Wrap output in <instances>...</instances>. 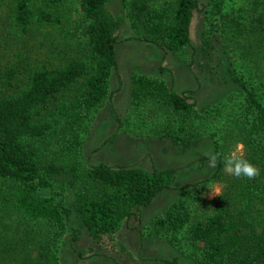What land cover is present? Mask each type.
I'll return each instance as SVG.
<instances>
[{
    "label": "trees",
    "instance_id": "obj_1",
    "mask_svg": "<svg viewBox=\"0 0 264 264\" xmlns=\"http://www.w3.org/2000/svg\"><path fill=\"white\" fill-rule=\"evenodd\" d=\"M5 1L8 19L21 35L32 33L35 26L63 22V0ZM118 1L122 0H79L86 43L61 64L28 62L21 67V83L16 65L0 69V264H59L65 215L70 211L39 189L56 185L72 189L82 223L99 239L116 233L134 209L151 204L173 186L178 167L88 165L82 154L92 121L111 92V75L118 65L116 46L125 21L123 10L112 8ZM149 1L129 0L127 16L145 40L184 59L199 0H169L160 6ZM257 22L264 27V14ZM228 72L245 90L248 125L242 141L245 157L259 174L245 181L234 176L225 192L212 201L211 210L193 217V203L207 181H222L226 175L218 159L209 179L177 188V196L149 221L146 234L175 240L184 231L195 264H264V224L256 228L235 200L244 190L252 192L259 186L253 181L264 179V102L234 69ZM148 99L161 102L178 119V126L161 125L156 132L179 145L199 137L204 124L219 112L218 108L199 111L190 95L177 92L164 79L136 75L130 106L138 108ZM211 135L215 153L226 152L216 133Z\"/></svg>",
    "mask_w": 264,
    "mask_h": 264
},
{
    "label": "rangeland",
    "instance_id": "obj_2",
    "mask_svg": "<svg viewBox=\"0 0 264 264\" xmlns=\"http://www.w3.org/2000/svg\"><path fill=\"white\" fill-rule=\"evenodd\" d=\"M166 1L169 0L149 2L160 6ZM129 5V0H122L112 6L125 14L116 46L118 65L111 75V92L92 121L82 154L88 165L106 162L143 169L178 167L179 171L172 188L160 193L151 204L134 209L116 233L99 239H94L82 223L72 189L62 185L39 189L40 194L62 202L70 211L65 215L59 264H195L188 253L184 231L170 240L148 236L146 226L177 196L180 185L212 176L216 169L209 165V157L215 153L212 132L226 151L241 143L240 154L245 157V90L230 79L229 68L254 87L264 102V27L260 28L257 22L264 14V0H199L184 59L159 43L145 40L127 16ZM61 6V24L35 26L32 33L21 35L8 19L7 1H0V69L16 65L21 83V67L28 62L59 65L66 56L76 55L84 48L79 0H63ZM139 74L164 79L177 92H186L201 112L218 108L216 119L204 124L199 137L182 145L158 135L156 129L169 123L177 125L178 119L154 99L138 108L130 106L133 78ZM233 177L226 173L222 181L208 180L193 203V217L210 211L212 201L225 192ZM242 178L245 181L246 177ZM253 182L259 186L252 192L244 190L235 200L250 222L261 229L264 179ZM216 187L220 188L219 194L215 193ZM232 190L237 194L236 188Z\"/></svg>",
    "mask_w": 264,
    "mask_h": 264
},
{
    "label": "clouds",
    "instance_id": "obj_3",
    "mask_svg": "<svg viewBox=\"0 0 264 264\" xmlns=\"http://www.w3.org/2000/svg\"><path fill=\"white\" fill-rule=\"evenodd\" d=\"M243 148L241 143H238L235 149H229L226 152H216L209 157V165L215 167L218 159L222 162V171L236 177L253 178L259 174L257 166L240 154V149ZM215 193H220V188H215Z\"/></svg>",
    "mask_w": 264,
    "mask_h": 264
}]
</instances>
